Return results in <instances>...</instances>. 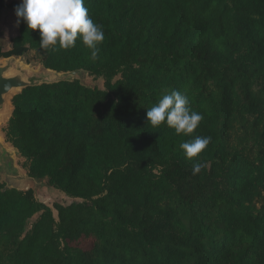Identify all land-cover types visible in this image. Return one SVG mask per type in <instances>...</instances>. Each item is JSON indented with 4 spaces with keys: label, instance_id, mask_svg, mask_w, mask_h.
<instances>
[{
    "label": "trees",
    "instance_id": "obj_1",
    "mask_svg": "<svg viewBox=\"0 0 264 264\" xmlns=\"http://www.w3.org/2000/svg\"><path fill=\"white\" fill-rule=\"evenodd\" d=\"M20 2L0 0V11L17 22ZM84 6L105 35L95 60L79 39L40 49L22 21L0 47V58L33 53L45 68L103 80L12 99L2 132L18 165L72 201L49 207L0 183V264H264V0ZM172 91L203 116L188 136L146 123ZM197 136L211 142L189 160L180 144Z\"/></svg>",
    "mask_w": 264,
    "mask_h": 264
},
{
    "label": "clouds",
    "instance_id": "obj_2",
    "mask_svg": "<svg viewBox=\"0 0 264 264\" xmlns=\"http://www.w3.org/2000/svg\"><path fill=\"white\" fill-rule=\"evenodd\" d=\"M17 23L23 22L28 30H37L39 47L46 51L71 49L77 39L90 50L95 60L104 38L103 26L95 23L84 6V0H21L15 8ZM94 115V114H93ZM203 116L191 109L188 97L180 91L163 95L148 109L146 123L158 128L162 123L174 129L176 135L188 136L199 126ZM211 142V137L197 136L180 144L187 159L198 156ZM203 167L195 163L192 174Z\"/></svg>",
    "mask_w": 264,
    "mask_h": 264
},
{
    "label": "water",
    "instance_id": "obj_3",
    "mask_svg": "<svg viewBox=\"0 0 264 264\" xmlns=\"http://www.w3.org/2000/svg\"><path fill=\"white\" fill-rule=\"evenodd\" d=\"M83 75L88 73L84 70L56 72L42 65L36 66L28 62L25 55L0 58V183H4L6 189L27 191L30 188L24 187L26 184L42 181L29 177L25 170L17 165L16 160L22 159L19 151L5 142L2 128L13 116L12 99L30 87L73 80L87 86L83 82ZM44 181L46 183V180Z\"/></svg>",
    "mask_w": 264,
    "mask_h": 264
},
{
    "label": "rangeland",
    "instance_id": "obj_4",
    "mask_svg": "<svg viewBox=\"0 0 264 264\" xmlns=\"http://www.w3.org/2000/svg\"><path fill=\"white\" fill-rule=\"evenodd\" d=\"M18 28L17 25H15V30ZM30 57H27V60H29L32 64L39 66L40 64L33 59V53H30ZM83 82L90 87H99L103 88V80L102 79H93L89 75H83ZM19 160H16V163ZM18 165V163H17ZM20 166V165H19ZM26 188H30L34 191L35 197L38 199V201L46 204L49 207H53V204L59 203V204H69L72 199L66 197L62 192L54 190L53 188H50L44 180L42 181H34L29 182L24 186ZM55 214V212H54ZM56 215V214H55Z\"/></svg>",
    "mask_w": 264,
    "mask_h": 264
},
{
    "label": "crops",
    "instance_id": "obj_5",
    "mask_svg": "<svg viewBox=\"0 0 264 264\" xmlns=\"http://www.w3.org/2000/svg\"><path fill=\"white\" fill-rule=\"evenodd\" d=\"M15 25H17L16 20L9 17L7 10L0 11V47L2 51L10 50L11 39L18 35V28L14 29Z\"/></svg>",
    "mask_w": 264,
    "mask_h": 264
}]
</instances>
